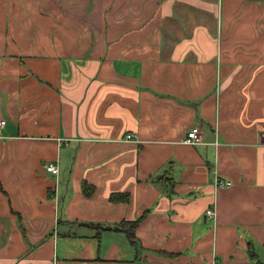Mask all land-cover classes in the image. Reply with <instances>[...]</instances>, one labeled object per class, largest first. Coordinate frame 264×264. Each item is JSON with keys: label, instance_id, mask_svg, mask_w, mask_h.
I'll return each instance as SVG.
<instances>
[{"label": "crops", "instance_id": "1", "mask_svg": "<svg viewBox=\"0 0 264 264\" xmlns=\"http://www.w3.org/2000/svg\"><path fill=\"white\" fill-rule=\"evenodd\" d=\"M0 119V264H264V0H0Z\"/></svg>", "mask_w": 264, "mask_h": 264}, {"label": "built area", "instance_id": "2", "mask_svg": "<svg viewBox=\"0 0 264 264\" xmlns=\"http://www.w3.org/2000/svg\"><path fill=\"white\" fill-rule=\"evenodd\" d=\"M5 124V120L0 119V128ZM126 138L129 139L131 138V134H127ZM182 142L186 143V144H195V143H199L200 142V132H199V128L197 126L191 127L187 133L186 136L184 137V139L182 140ZM45 170L49 173H52L54 175L58 174L59 168L57 163H48L45 166ZM213 179H214V185L216 187H221V188H226L231 186V181L221 178L218 176L216 170L213 171ZM206 215L208 217H213L214 215V210L212 207L208 208L205 211Z\"/></svg>", "mask_w": 264, "mask_h": 264}, {"label": "trees", "instance_id": "3", "mask_svg": "<svg viewBox=\"0 0 264 264\" xmlns=\"http://www.w3.org/2000/svg\"><path fill=\"white\" fill-rule=\"evenodd\" d=\"M84 189H85V191L87 192V187H86V185H84ZM89 192H90V191H88V193H89ZM127 197H128V194H127V193H112V194L110 195V199L113 200V201H115V200H122V199L126 200ZM142 217H143V216H141L140 218H137L136 220H134V221H132V222H130V223H127L128 226L130 227L129 229H132V227H134V225L137 224V223L141 220ZM127 234H128V236H129V238H132V230L127 231Z\"/></svg>", "mask_w": 264, "mask_h": 264}]
</instances>
